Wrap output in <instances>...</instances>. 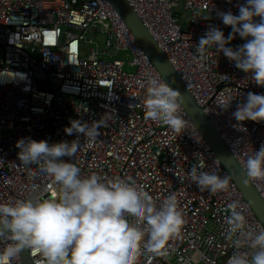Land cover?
Listing matches in <instances>:
<instances>
[{
  "label": "built area",
  "instance_id": "built-area-1",
  "mask_svg": "<svg viewBox=\"0 0 264 264\" xmlns=\"http://www.w3.org/2000/svg\"><path fill=\"white\" fill-rule=\"evenodd\" d=\"M126 1L244 172L247 156L264 144V121H244L246 131H241L233 127L231 113L249 91L264 93V86L215 48L203 57L195 49L209 26L227 36L231 27L216 11L238 14L244 0H183L186 20L178 16L179 0ZM243 42L237 34L230 46ZM0 46V203L29 195L54 198L58 190L38 165L20 164L19 138L53 143L79 135L81 148L70 161L81 176H120L147 191L157 205L169 194L177 196L185 220L179 236L163 255L142 248L136 264H226L236 251L224 231L226 205L233 200L241 206L247 230L264 228L182 102L179 115L185 124L179 133L146 118L147 80L167 81L112 0H0ZM87 49L88 57L82 55ZM120 50L131 56L134 71L125 69ZM229 99L231 107L219 111L218 102ZM106 112L112 116L92 147L83 134L64 132L70 119L90 123ZM198 162L202 171L228 176V189L212 194L187 178L181 182L179 177ZM249 181L264 201V180ZM10 242L0 240V249ZM240 251L251 252L246 245ZM28 254L32 264H42L39 253ZM11 264H22L21 255Z\"/></svg>",
  "mask_w": 264,
  "mask_h": 264
},
{
  "label": "clouds",
  "instance_id": "clouds-1",
  "mask_svg": "<svg viewBox=\"0 0 264 264\" xmlns=\"http://www.w3.org/2000/svg\"><path fill=\"white\" fill-rule=\"evenodd\" d=\"M216 15L231 31L225 36L221 28L209 26L195 45L196 52L203 57L209 48H215L253 82L264 86V0H244L238 14L217 10ZM237 34L244 42L234 48L230 41ZM146 91V118L181 132L185 122L179 115L182 97L177 90L151 77ZM230 107L231 99L217 104L221 112ZM231 115L236 121L233 127L241 131H246L244 121H264V93L249 91ZM111 116L106 112L90 123L70 119L64 132L83 134L87 146L92 147L100 127ZM15 146L20 164L38 165L58 190L54 198L29 195L0 203V240L11 241L0 249V264H11L21 250L39 253L42 264H136L142 248L163 255L168 242L179 236L185 220L175 193L157 205L147 191L120 176L107 178L95 172L80 175V168L70 161L81 148L79 135L71 141L53 143L21 137ZM203 167V163L193 164L180 181L187 178L212 194L228 189V176L200 170ZM244 174L245 183L249 179L264 180V144L247 156ZM37 187L33 184L31 190ZM226 208L225 238L236 249L226 264H264V228L247 230L246 217L237 201L229 202ZM245 245L250 254L240 251Z\"/></svg>",
  "mask_w": 264,
  "mask_h": 264
},
{
  "label": "rangeland",
  "instance_id": "rangeland-1",
  "mask_svg": "<svg viewBox=\"0 0 264 264\" xmlns=\"http://www.w3.org/2000/svg\"><path fill=\"white\" fill-rule=\"evenodd\" d=\"M112 1L115 4V6L117 8H119L120 11L122 12V15L124 16L125 20L129 23V25L131 26L134 34H136V36L138 37L137 39H139L140 44L146 50V52L149 55V57L151 58L153 64L166 77V75H167L165 72L166 66H168V67L170 66L171 68H172V66L169 63V61L167 60V58L165 57V55L157 47L155 42H153V40L149 36L146 28L143 26L141 20L139 19V17L136 14H133L132 12L129 11V8L131 9V7L124 0H112ZM176 10H177L178 16L180 18H183L186 20L189 17V15H187L185 10L183 9V0H179V4L176 7ZM145 40H146V42H148V44H151V48L149 50H147L143 44V41L145 42ZM157 49H158L159 53H158ZM89 53H90V51H89V49H87V50H84L82 52V55H85L88 57ZM1 56H2V47L0 46V57ZM117 56L123 57L126 59L125 69H127L128 71H134L135 70L134 67H131L128 64V60L131 58V56L127 53V51L120 50L117 52ZM172 70H173V68H172ZM172 70L168 69V73L171 74V76H172V77H169L171 81L167 77H166V80L174 89L177 90L178 95L182 97L181 102H182L183 106L188 111L189 115L191 116L192 120L195 122V124L198 127V129L200 130V132L204 135V137L207 141H208V139L213 141L215 139V137H217L222 142V145H224V147H226V145L223 143V141L219 137L218 133L215 131L213 125L209 122L208 118L204 115L202 109L197 104L195 98L185 88L180 76L175 71L173 73ZM44 87L49 88V85H45ZM248 182L250 183L249 180H248ZM261 201H262L263 206H264V201L262 199H261Z\"/></svg>",
  "mask_w": 264,
  "mask_h": 264
},
{
  "label": "water",
  "instance_id": "water-1",
  "mask_svg": "<svg viewBox=\"0 0 264 264\" xmlns=\"http://www.w3.org/2000/svg\"><path fill=\"white\" fill-rule=\"evenodd\" d=\"M126 3L127 1L124 0ZM128 4V3H127ZM129 5V4H128ZM130 6V5H129ZM119 9V8H118ZM132 9V8H131ZM129 8V11L132 12L133 14H136L133 10H131ZM120 11V9H119ZM121 12V11H120ZM122 14V12H121ZM123 16V15H122ZM124 17V16H123ZM125 19V18H124ZM127 22V21H126ZM128 23V22H127ZM143 24V23H142ZM129 25V23H128ZM130 26V25H129ZM144 26V25H143ZM145 27V26H144ZM131 28V26H130ZM132 30V28H131ZM147 30V29H146ZM133 31V30H132ZM148 32V31H147ZM134 33V32H133ZM149 34V32H148ZM136 36V34H135ZM149 36L151 37V35L149 34ZM137 37V36H136ZM138 38V37H137ZM151 39L154 41V39L151 37ZM139 40V39H138ZM140 42V41H139ZM143 44L145 46V48L147 50H149L151 48V44H148V42L143 41ZM155 44L157 45V43L155 42ZM158 47V45H157ZM159 48V47H158ZM160 49V48H159ZM158 51V49H157ZM162 52V51H161ZM159 53V51H158ZM163 53V52H162ZM166 57V56H165ZM168 60V59H167ZM170 63V62H169ZM173 68V67H172ZM172 68L169 66H166L165 68V72H166V77L170 80L169 77H172L171 74L168 73V69ZM174 69L172 70V72L174 73ZM176 72V71H175ZM162 73V72H161ZM163 75V73H162ZM164 76V75H163ZM166 77L164 76V78L166 79ZM167 81V80H166ZM171 81V80H170ZM168 82V81H167ZM184 84V83H183ZM186 88V87H185ZM209 144L211 145V147H213V149L215 150L216 154L218 155V157L220 158L221 162L223 163V165L226 167V169L229 171V173L231 174L232 178L234 179L235 183L237 184V186L239 187V189L242 191L243 195L245 196V198L247 199V201L251 204L252 208L254 209V211H256L255 213L258 214L257 216H259V218L261 219V221L264 223V206L263 203L261 201V197L259 196V194L255 191V189L253 188V186L247 182L245 183V175L243 170L240 168V166L238 165V163L236 162V160L234 159V157L232 156V154L230 153V151L224 147V145H222V142L220 141V139H218L217 137H215V139L209 140L208 139ZM21 259H22V264H32L31 258L28 254L27 250H21Z\"/></svg>",
  "mask_w": 264,
  "mask_h": 264
}]
</instances>
